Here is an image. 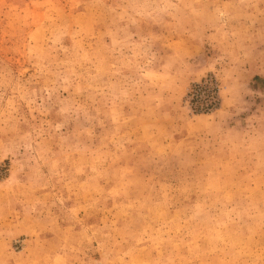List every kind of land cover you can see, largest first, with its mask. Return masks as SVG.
Returning <instances> with one entry per match:
<instances>
[{
	"label": "rangeland",
	"instance_id": "1",
	"mask_svg": "<svg viewBox=\"0 0 264 264\" xmlns=\"http://www.w3.org/2000/svg\"><path fill=\"white\" fill-rule=\"evenodd\" d=\"M0 264H264V0H0Z\"/></svg>",
	"mask_w": 264,
	"mask_h": 264
}]
</instances>
